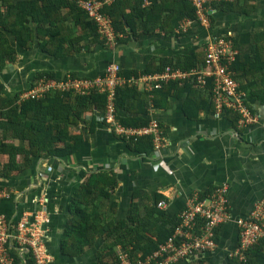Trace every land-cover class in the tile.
<instances>
[{
	"label": "trees",
	"instance_id": "1",
	"mask_svg": "<svg viewBox=\"0 0 264 264\" xmlns=\"http://www.w3.org/2000/svg\"><path fill=\"white\" fill-rule=\"evenodd\" d=\"M212 7L221 13L250 14L256 5L254 0H233L217 2ZM104 11L111 15L116 32L123 33V36L118 37V44L159 33L186 36L190 28L181 29L182 22L186 18L199 22L192 0H152L149 6H143V0H116L106 6ZM210 18L212 26L216 17L210 14ZM225 33L226 38L232 39L239 50L232 65L234 77L240 84L239 88L246 93L245 104L253 113H257V104L264 103V31H248L237 35ZM206 42L201 41L193 47L190 45L186 51L171 56L153 58L141 70L123 69V73L131 76L163 72L168 67L192 70L209 66L204 49ZM35 44L55 57L72 55L98 44L110 46L101 37L98 24L80 7L79 0H0V72L8 62L16 60L18 46L31 48ZM44 75L61 79L56 78L55 72H40L30 86ZM212 84V79L204 88L193 79L170 80L152 93L128 84L117 89L118 117L127 126L148 125L151 105L153 109L167 108L172 95L186 94L184 108L189 116L197 118L208 107L215 110ZM23 90L14 95L0 91V129L3 133L0 137V172L3 176L22 171L35 158L44 155L64 158L78 152L84 143V136L73 129L86 119L87 112H91L96 119L105 111L107 104V94L96 89L85 94L77 93L74 89L52 90L43 98L26 99L19 103ZM121 111L129 114L124 115ZM223 113L238 130L243 129L239 125L242 115L238 111L225 109ZM128 143L133 150L145 155L155 148L151 134L128 140ZM5 155L7 162L3 157ZM22 158L24 164L20 161ZM81 174L83 181L71 198L72 218L62 239L61 250L64 255H80L87 247L94 246L104 238L97 264H115L119 245H133L136 250L149 254L166 242L181 222L180 215L169 217L158 206L159 201L166 198L164 195L158 194L155 203H152L151 196L144 190L135 191L127 216L116 219L117 202L113 197L119 186L117 172L112 168L92 172L83 169ZM145 196L149 203L145 204L142 211L141 200ZM224 225L226 223L216 230L218 246L215 250L205 251L202 256L219 248V234ZM240 244L239 234L237 243L226 252V264H264V236L246 247L243 257L230 255V251ZM11 252L16 264H35L31 252L20 255L15 248ZM202 256L185 261V264H210Z\"/></svg>",
	"mask_w": 264,
	"mask_h": 264
},
{
	"label": "crops",
	"instance_id": "2",
	"mask_svg": "<svg viewBox=\"0 0 264 264\" xmlns=\"http://www.w3.org/2000/svg\"><path fill=\"white\" fill-rule=\"evenodd\" d=\"M254 2L256 7L250 14L221 13L213 8L210 14L215 15V24L207 26L193 21L189 25L190 33L181 37L143 35L113 49L98 44L65 57L50 55L38 44L31 48L18 46L16 60L8 62L0 72V91L14 95L28 88L40 72H55L56 78L68 73L94 76L104 72L112 62L120 63L126 71L141 70L153 58L186 51L211 35L264 31V0ZM185 99L186 94L172 95L167 108L154 109L148 114V118L160 122L164 134L162 146L154 148L149 155L133 150L128 139L87 112L86 119L73 129L84 136L78 152L64 158L48 155L35 158L32 164L11 176L0 172V185L22 195L20 203L14 198L0 199V213L17 219L24 209L38 208L39 198L44 197L51 216L47 243L54 264H97L104 238L77 256L64 255L61 250L65 229L72 218L71 198L83 181L81 170L112 168L117 172L119 186L113 197L117 202L116 219L127 216L137 190L147 191L152 203L158 194L164 195L166 198L161 200L166 201V206L161 209L174 217L190 196H203L216 186L227 184L234 219L222 227L219 248L199 255L210 264H226L227 250L239 240L236 219L264 206V103L256 106L259 121L238 130L227 115L216 116L210 107L192 118L184 108ZM3 157L7 162V156ZM20 161L24 164L23 158ZM141 201L144 211L149 202L146 196Z\"/></svg>",
	"mask_w": 264,
	"mask_h": 264
},
{
	"label": "built area",
	"instance_id": "3",
	"mask_svg": "<svg viewBox=\"0 0 264 264\" xmlns=\"http://www.w3.org/2000/svg\"><path fill=\"white\" fill-rule=\"evenodd\" d=\"M116 0H79V5L98 24L101 37L106 39L110 48L118 45V37L122 32H116L113 19L104 8ZM221 1L233 0H192L197 9L199 22L211 26L210 12L213 4ZM152 0H143V6L151 5ZM193 20L186 18L181 29L187 30ZM226 33L211 35L204 44L209 66L196 67L192 70H182L168 67L163 72L143 73L126 76L120 63L112 62L104 72L94 76H73L66 74L61 79L44 75L37 79L33 86L24 89L18 99H40L52 90L85 94L96 89L107 94L105 111L98 116L110 129L128 140H136L143 135H153L155 149H159L164 140L161 124L157 119H151L145 126H127L118 117L116 106L117 89L128 84L153 92L161 88L170 80L193 79L200 87H206L210 79L212 84V101L215 104V114L220 116L225 109H234L242 116L239 125L245 127L259 121L260 116L253 113L245 104V91L239 87L232 68L239 50L235 48L233 40L226 38ZM1 110V108H0ZM150 112L153 106L149 107ZM229 185L216 186L206 196L199 194L190 196L179 214L180 224L166 242L149 254L136 250L133 245L124 247L119 245L118 257L115 264H176L199 258L205 251L215 250L218 246L216 230L223 224L234 219L229 202ZM19 199L22 195L14 193L0 185V199ZM38 208L24 209L19 218L15 219L0 213V264H16V258L11 249L15 248L24 255L31 252L35 264H54L55 258L47 243L48 227L51 216L44 205V197L39 198ZM24 203V202H23ZM160 208L166 206V201L158 203ZM240 227V245L230 255L238 254L243 257V250L264 236V206H258L248 216L236 219ZM195 257L194 259H192ZM21 264V263H20Z\"/></svg>",
	"mask_w": 264,
	"mask_h": 264
},
{
	"label": "water",
	"instance_id": "4",
	"mask_svg": "<svg viewBox=\"0 0 264 264\" xmlns=\"http://www.w3.org/2000/svg\"><path fill=\"white\" fill-rule=\"evenodd\" d=\"M195 257H193L192 259H194Z\"/></svg>",
	"mask_w": 264,
	"mask_h": 264
},
{
	"label": "rangeland",
	"instance_id": "5",
	"mask_svg": "<svg viewBox=\"0 0 264 264\" xmlns=\"http://www.w3.org/2000/svg\"><path fill=\"white\" fill-rule=\"evenodd\" d=\"M13 95V94H12Z\"/></svg>",
	"mask_w": 264,
	"mask_h": 264
}]
</instances>
